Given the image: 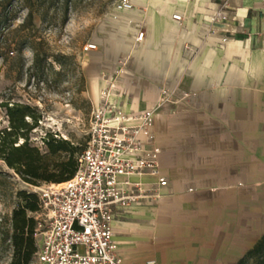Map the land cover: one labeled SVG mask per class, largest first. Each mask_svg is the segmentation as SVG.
Instances as JSON below:
<instances>
[{
	"label": "crops",
	"instance_id": "1",
	"mask_svg": "<svg viewBox=\"0 0 264 264\" xmlns=\"http://www.w3.org/2000/svg\"><path fill=\"white\" fill-rule=\"evenodd\" d=\"M132 3L113 9L86 51L93 107L108 84L127 113L154 107L163 88L178 102L155 123L168 186L129 178L159 196L115 208L118 255L122 264H238L264 235V0H228L226 24L211 22L222 0ZM225 35L237 38L221 44Z\"/></svg>",
	"mask_w": 264,
	"mask_h": 264
},
{
	"label": "built area",
	"instance_id": "2",
	"mask_svg": "<svg viewBox=\"0 0 264 264\" xmlns=\"http://www.w3.org/2000/svg\"><path fill=\"white\" fill-rule=\"evenodd\" d=\"M112 1L118 11L134 8L132 0ZM222 2L211 19L214 24L229 21L228 0ZM173 19L182 20L179 15ZM143 38L144 32H139L136 41ZM232 38L237 36H223L221 44ZM96 48L90 44L85 51ZM120 64L123 71L128 60ZM112 96L113 85L108 84L99 105L92 108L76 175L61 186L34 187L40 207L31 214L37 222L35 264H122L112 226L115 208L159 196L158 191L147 194L129 178L148 174L158 179L157 190L168 186L161 175L155 123L162 107L178 102L175 91L163 88L154 107L133 113L125 112Z\"/></svg>",
	"mask_w": 264,
	"mask_h": 264
},
{
	"label": "rangeland",
	"instance_id": "3",
	"mask_svg": "<svg viewBox=\"0 0 264 264\" xmlns=\"http://www.w3.org/2000/svg\"><path fill=\"white\" fill-rule=\"evenodd\" d=\"M62 8V3L54 2L46 18L43 10L35 13L33 26L16 32L28 13L25 7L19 8L18 19L5 32L11 45L6 52L7 61L0 57V131L9 127L1 103L29 105L36 115H41L39 126L30 133V143L41 151L45 148L42 139L49 132L82 149L85 147L93 108L87 94L85 47L95 44L114 5L112 0H71L66 14ZM26 38L32 46L18 52L20 39ZM36 52L41 57L47 55L48 60L33 67ZM0 173H3L0 177V264H10L11 217L21 203L18 192L34 193V187L51 184L30 185L2 161Z\"/></svg>",
	"mask_w": 264,
	"mask_h": 264
},
{
	"label": "trees",
	"instance_id": "4",
	"mask_svg": "<svg viewBox=\"0 0 264 264\" xmlns=\"http://www.w3.org/2000/svg\"><path fill=\"white\" fill-rule=\"evenodd\" d=\"M71 0H0V57L7 61V50L10 49L6 31H10L18 19V9L26 8L28 13L16 32L33 26L35 13L44 12L46 18L54 6V2L62 3V12L67 13ZM43 8V9H42ZM18 42V41H17ZM30 39H20L18 52L32 46ZM48 56L35 53L33 67L39 62H47ZM57 61V60H56ZM9 119V127L0 131V161L15 171L26 183L39 186L42 183L61 185L72 179L78 171V155L82 148L68 140L54 137L47 133L43 137L44 150L30 143V133L37 128L41 115L29 105L9 102L1 103ZM31 118L32 121H27ZM22 140L20 144L18 141ZM3 173H0L2 177ZM21 203L13 210L11 217L13 256L10 264H34L37 252L35 229L37 222L31 215L40 210L39 199L35 193L19 191ZM238 264H264V235L249 250Z\"/></svg>",
	"mask_w": 264,
	"mask_h": 264
},
{
	"label": "bare ground",
	"instance_id": "5",
	"mask_svg": "<svg viewBox=\"0 0 264 264\" xmlns=\"http://www.w3.org/2000/svg\"><path fill=\"white\" fill-rule=\"evenodd\" d=\"M61 185H62V184H61ZM61 185H60V186H61ZM56 186H57V185H56ZM60 186H59V187H60Z\"/></svg>",
	"mask_w": 264,
	"mask_h": 264
}]
</instances>
